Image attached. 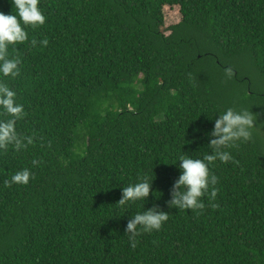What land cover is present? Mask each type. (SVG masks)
<instances>
[{"label":"trees","instance_id":"obj_1","mask_svg":"<svg viewBox=\"0 0 264 264\" xmlns=\"http://www.w3.org/2000/svg\"><path fill=\"white\" fill-rule=\"evenodd\" d=\"M39 6L46 23L9 47L20 75L0 77L25 109L18 134L33 141L0 150V264H264V0ZM165 7L181 21L167 27ZM0 12L16 14L11 0ZM229 107L254 115L252 139L210 165L218 182L203 210L169 208L173 164L209 154ZM24 168L28 185L5 183ZM145 176L146 202L118 204ZM154 206L168 221L132 248L128 220Z\"/></svg>","mask_w":264,"mask_h":264},{"label":"clouds","instance_id":"obj_2","mask_svg":"<svg viewBox=\"0 0 264 264\" xmlns=\"http://www.w3.org/2000/svg\"><path fill=\"white\" fill-rule=\"evenodd\" d=\"M15 13L6 15L0 12V77L16 78L20 75V59L9 58V47L22 44L29 39L27 28L33 29L43 26L47 17L40 8V0H11ZM37 41L31 40L34 47ZM47 45L48 41H41ZM0 113L7 119H0V150H7L12 146L17 151L31 144V137H22L18 134L16 124L25 116V109L17 101V93L0 80ZM214 120V127L208 133L211 149L203 159L194 158L184 152L178 157L180 175L174 182L168 202L169 208L177 210H203L205 208L202 197L209 193L210 186L218 182V178L210 171V165L219 160L227 163L232 160L231 149L239 142L252 139L254 115L247 110H237L229 107ZM197 133L199 130H196ZM36 162L33 161V164ZM33 178L30 169L24 168L15 172L10 180L5 181L8 186H26ZM154 180L145 176L138 182L122 188V198L118 202L121 206L135 204L138 201L146 202L152 190ZM217 191L212 188L210 196L215 198ZM169 219V213L160 210L157 206L138 212L128 220L125 234L129 236L132 248L136 247V237L141 232L151 233L160 231Z\"/></svg>","mask_w":264,"mask_h":264},{"label":"rangeland","instance_id":"obj_3","mask_svg":"<svg viewBox=\"0 0 264 264\" xmlns=\"http://www.w3.org/2000/svg\"><path fill=\"white\" fill-rule=\"evenodd\" d=\"M164 13L167 27L179 23L182 19L179 7H165Z\"/></svg>","mask_w":264,"mask_h":264}]
</instances>
